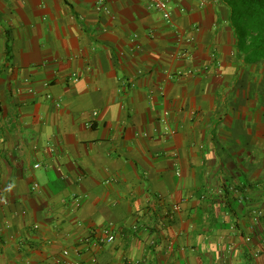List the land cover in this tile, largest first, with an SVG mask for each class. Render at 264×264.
<instances>
[{
	"label": "crops",
	"instance_id": "obj_1",
	"mask_svg": "<svg viewBox=\"0 0 264 264\" xmlns=\"http://www.w3.org/2000/svg\"><path fill=\"white\" fill-rule=\"evenodd\" d=\"M170 6L0 0V264H264V59Z\"/></svg>",
	"mask_w": 264,
	"mask_h": 264
},
{
	"label": "trees",
	"instance_id": "obj_2",
	"mask_svg": "<svg viewBox=\"0 0 264 264\" xmlns=\"http://www.w3.org/2000/svg\"><path fill=\"white\" fill-rule=\"evenodd\" d=\"M219 2L228 10V22L238 41L239 53L245 56L258 55V59H264V0ZM253 43L260 49L259 54L249 48Z\"/></svg>",
	"mask_w": 264,
	"mask_h": 264
},
{
	"label": "built area",
	"instance_id": "obj_3",
	"mask_svg": "<svg viewBox=\"0 0 264 264\" xmlns=\"http://www.w3.org/2000/svg\"><path fill=\"white\" fill-rule=\"evenodd\" d=\"M151 3L155 4L156 7L161 11L164 20L169 21L171 18V0H150ZM37 187V186H35ZM103 235L105 236L106 243H112L114 240L113 233L110 230V227L105 228L102 230ZM64 255H67L64 252Z\"/></svg>",
	"mask_w": 264,
	"mask_h": 264
},
{
	"label": "rangeland",
	"instance_id": "obj_4",
	"mask_svg": "<svg viewBox=\"0 0 264 264\" xmlns=\"http://www.w3.org/2000/svg\"><path fill=\"white\" fill-rule=\"evenodd\" d=\"M249 48H251V50H256V51H258V54H259V51H260V49H258L257 48V46L253 43L251 46H249ZM262 52V51H261ZM258 55L257 56H250L249 58H248V60L250 61V62H257V60H263V59H258ZM260 58V57H259Z\"/></svg>",
	"mask_w": 264,
	"mask_h": 264
}]
</instances>
